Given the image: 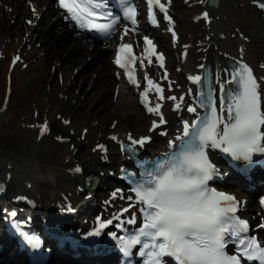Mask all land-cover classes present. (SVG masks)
Here are the masks:
<instances>
[{"label":"snow or ice","instance_id":"snow-or-ice-1","mask_svg":"<svg viewBox=\"0 0 264 264\" xmlns=\"http://www.w3.org/2000/svg\"><path fill=\"white\" fill-rule=\"evenodd\" d=\"M58 2L79 29L96 31L106 39L110 38L121 22L120 16L105 10L106 0ZM119 2L127 4V0ZM147 3L152 6L154 17L158 9L166 20L172 22L169 6L163 0H147ZM170 3L171 0H168ZM203 17L211 22L209 12H204ZM123 19L136 25L137 9L126 7ZM128 33L129 28L125 27L124 36ZM144 44V54L149 63L155 57L159 67L165 68V57L157 52L154 41L145 36ZM118 51L116 63L120 68L128 69V80L140 88L139 80L130 67L135 63L133 46L122 43ZM20 59L19 56L15 57L14 63ZM226 71L221 69L216 73V83L220 88V109L217 107L211 77L207 80L202 75L188 77L194 85L201 86L198 105L205 114L199 118H196L198 108L195 103L182 108L185 96L165 97V90L159 83L148 76L144 77L147 89L141 93L142 100L148 105L147 111L160 118L159 123L153 121L151 131L167 123L161 112V104L157 103L155 107L150 105L149 92L153 90L159 100H179L175 103V110H186L192 114L194 123L184 119L182 135L170 143L173 150L149 160L138 158L137 146H146L151 142V137L134 139L128 134L131 144L123 147L141 171L139 176L126 169L122 171L137 204L142 206L140 212L143 215V226L134 235L119 237L118 243L125 255H131L133 249L139 246L138 255L146 258L145 264H168L167 258L174 260L175 264H264V244L257 236L250 235L249 222L239 215L241 202L236 196L211 186L213 181L220 178V174L210 158V151L219 150L234 161L242 162H253L257 155L264 156V81L258 82L253 68L247 63L232 69L231 78L225 83L221 73ZM167 75L165 72L164 76ZM203 81H206V88ZM191 99L197 101L195 95ZM225 112L226 116L223 115ZM48 131L49 125L43 124L38 138H42ZM160 134L168 135L167 131H161ZM111 139L117 141L119 138L113 135ZM97 148L107 153L105 145H98ZM74 171L79 173L81 169L77 167ZM0 191L3 189L0 188ZM127 199L132 200L133 197ZM261 204H264V199ZM67 210H71V205L67 206ZM112 224L111 219L99 222V226L87 234L88 238L101 237L104 229ZM258 227L264 228V223ZM111 235L114 240L117 239L115 233ZM25 239L33 249L42 248V242L34 234H25ZM230 247H235L236 251L230 252Z\"/></svg>","mask_w":264,"mask_h":264},{"label":"bare ground","instance_id":"bare-ground-1","mask_svg":"<svg viewBox=\"0 0 264 264\" xmlns=\"http://www.w3.org/2000/svg\"><path fill=\"white\" fill-rule=\"evenodd\" d=\"M4 1L5 3L14 4V11L12 15L6 12L4 7H0V49L4 50L9 47V49L23 51V58L30 63V71L32 69L35 70L29 74L30 78L25 79L26 82H22V85L20 80L23 81V76H20L18 79L16 78V75L14 76V78L17 79V86L14 87L13 83H11L12 81L10 82V100L8 101L6 109L3 110L0 107V138H3V136H7L8 138L12 137L15 147L21 146L24 148L25 161L21 164H15L12 166L13 172H19V176H22L19 180L24 181L23 183L26 184L22 193H24L27 198L34 200L36 197L32 192H34L36 187L50 185H53L54 188L58 187L59 178L56 177L57 174H55V171L61 167V162H58L55 167H50L49 164L46 163H36L37 154L42 150L45 141L51 138L47 134L43 138H38L39 128L36 127V123H32L29 126L26 125L28 127V131L26 132V128L23 125L24 120L19 121V119L15 117L14 112L16 109L20 108L17 112L19 111L22 113V116H25L31 106L32 108L38 107L40 109L45 106V102L39 101L33 93L29 94L30 90L32 92L37 91L40 94L49 93V95L47 94L45 96V99L49 100L51 103L53 102V98L55 99L56 95L61 93L65 98L73 97L75 100L73 103L75 108L70 109L68 113L63 114L62 116H70L69 113L73 112L74 115L85 117L84 113L86 112L88 114L86 126L89 129L86 128L85 135L88 136L91 142H93L91 145H87L85 142H80L73 147L70 146L68 149L63 148L61 150L73 157L74 154L81 156V160L86 161L84 171L85 173H89L87 178L84 176L82 179H69L68 191H73L74 196H77L78 201H75V205L78 208L66 212V216L68 217L71 215L73 216V219H76L74 216L86 213L87 216L91 214L95 215V217L105 218L110 214L107 210H103L102 207H108V205L110 207V204L101 202L97 197L98 194H90V186L85 184L91 181L90 179L92 176L90 175L93 174V177L98 175V170L105 175L119 174L121 164H125L129 161L126 156L120 153L119 149L122 141H128L129 132L125 129L128 124H125V121H129V125L132 124V127L135 129V132L138 133V136H144L147 132H150V127L152 126L153 121L159 122V120L151 119L152 123L147 125L145 123L146 117L139 114L136 121H132L133 117L129 114L131 105L135 102L132 96L135 92L132 88H129V91H126L127 88H116V83L110 78L112 76L110 71L112 69V63L108 56L110 47L107 48V46H105L104 48L95 47L90 49L88 46L80 43H74L70 46V44L62 37L58 38L57 35L59 32L57 31L55 24L50 21V12H41V0H33L36 6V11L41 14L40 17L37 12L31 16V12H29L28 7L23 0ZM189 1V4H186L185 0L175 1L176 4L174 11L176 12L177 9L178 11L184 9V12L182 11V15H179L178 18L181 21L180 29L182 30L183 39L181 42L178 41L174 46L181 47L180 54L184 48H189L190 50L189 56L184 62H182L180 58H176L171 63L168 59L167 68L172 73L171 78L173 82L178 84L179 81L176 74L173 72L174 66L182 67L183 75L187 74V72L189 74V71L191 70V72H194L193 74L191 73V75L201 74L204 65L200 64V67L197 70L196 64L198 63V57H202L200 59L202 63L207 61L213 63L214 60V65L216 61L219 65V71L221 69L228 70L221 73L224 80L226 79V75H229L227 64L234 61L249 64L255 70L256 75L260 80L264 81V70L259 66L260 60L264 59V20L261 16H254L252 14L253 9L256 8L247 5V0H222L220 7L214 10L220 15V18L219 20L214 19L212 25L217 26L218 32L216 33H221V35L226 34L227 38L219 37L215 34L211 37H207V35L211 34L205 33V21L201 18V15L208 11L207 0ZM246 9L249 11L247 12ZM256 11L259 10L256 9ZM15 14H17V20H15V24L12 25L10 20L14 19ZM29 21H31V23H29ZM176 27H178V21ZM236 31L238 37L233 38L231 34ZM27 32L31 33L25 38L26 36L24 35L25 33L27 34ZM24 39H26L27 42H24ZM39 42L42 43V46L36 47ZM241 43L243 44V55L237 56L230 51V48L231 45L236 48V45ZM217 46L218 49H216ZM219 50H225L228 52H222ZM173 51L176 50L173 48ZM8 53H10V51H7L6 59L4 58L0 60L1 102H3L8 88V82L6 81L9 68L7 63ZM14 55L12 57H14ZM89 57L92 58V60H89ZM54 66L56 68L53 71ZM79 66H81L82 69L79 70L78 74H75L74 68L79 69ZM19 69L20 67L17 66L15 71H18ZM92 72L96 73L97 77H94ZM61 73L63 75L62 86H60L58 84L59 82L57 83L56 80V78H58L56 76ZM4 74L5 80L3 79ZM13 82L15 84V81ZM43 83L45 84L44 89L42 88ZM24 86L29 89H25ZM87 86H89V90L86 89ZM113 88L114 92H116L115 89H120L117 97H115L116 93H113ZM191 88L195 89L186 82L185 86L179 87L180 93H178V88H176L177 93L172 94H178L180 96V94L188 92ZM110 93L113 94L112 99L111 97L109 98L108 94ZM29 97L32 99L31 105H29L27 101V98ZM66 101L69 102L70 98H67ZM168 103V101L165 102L163 112L169 117L172 115L176 116L178 119L176 113V115H174L173 112L168 110ZM185 104H193L190 96L186 98L184 105ZM58 112L61 113L62 110L59 109ZM80 112L81 114H79ZM94 116L95 118H93ZM81 117L76 118L79 123L82 122ZM72 121L75 126L85 128L84 125H79L77 122H74L73 118ZM175 122L176 121H169L166 126L150 132V136L152 137L151 143L157 144L156 141L162 138V135L160 134L161 131H167V133H170L171 123ZM20 130L22 133L18 134ZM102 133H104L106 137L98 139V134ZM73 135H75V133H73L72 136ZM113 135H116L119 139L117 141L112 140L111 137ZM131 135L133 138L139 139L138 136L135 137V135ZM54 142L55 141L50 140V145L55 144L61 148L59 144ZM98 145L108 146L107 153L103 150H97ZM106 155L110 156L109 159H106L107 163L102 160ZM105 164L108 165L109 171L102 170L103 165L105 167L107 166ZM6 172L7 171L0 169V176H7ZM113 175H110L109 177L112 178ZM14 177L15 176H13V178ZM77 181L79 183L73 185V183ZM251 183H254V180ZM254 186L257 188L258 184H255ZM79 187L86 189V191L81 190L80 193ZM29 188H31V192H27V189ZM56 191L57 193L59 192L56 196L61 198V190L57 189ZM250 191H252V187L250 188ZM238 195L243 198L247 196V193L246 191H243ZM252 197L253 195L249 194L251 202ZM56 200L57 197L54 200L49 198L44 200L46 205H44L42 211L39 209H32L34 210L32 211L27 207H25L24 210L27 212L32 211V214H37L38 212H43L45 210L47 212V214L44 212L47 220L55 225L53 220L62 219L64 217V209L61 207L66 205V202L56 204ZM112 201L113 199H110L109 203ZM96 202L99 203L97 204ZM81 207H85V209L81 210ZM251 208L255 209V206L252 205ZM29 218L33 220L31 216H29Z\"/></svg>","mask_w":264,"mask_h":264},{"label":"rangeland","instance_id":"rangeland-1","mask_svg":"<svg viewBox=\"0 0 264 264\" xmlns=\"http://www.w3.org/2000/svg\"><path fill=\"white\" fill-rule=\"evenodd\" d=\"M90 59V58H89ZM8 61L9 60H7V63H8ZM79 65H81V64H79ZM55 67V66H54ZM79 67H81V66H79ZM75 69L76 68H74V71H75ZM55 69H53V71H54ZM32 72V71H31ZM20 76H23V81H21L20 80V82H21V85H22V82H26L25 81V79H28V78H30V76H29V73H26V74H23V73H21V72H17V76H16V78L18 79ZM3 79L5 80V74L3 75ZM17 79H15V84H14V87H16L17 86ZM19 85V84H18ZM44 86H45V84L43 83V86H42V88L44 89ZM25 87V86H24ZM88 87L89 86H87V90H89L88 89ZM84 88H85V86H84ZM25 89H29V88H26L25 87ZM82 91H84V90H82ZM14 93H16V92H14ZM33 93V95L39 100V101H41V102H45L46 104H45V106L42 108V109H40V108H38V107H33L32 108V106L30 107V110L28 111V112H26V115L25 116H22L21 114L22 113H20L19 111L17 112V110H20V108L19 109H16L15 110V116H16V118H18L19 120H24L25 122V124H27V125H29V123H32V122H34L35 120H36V118H33V117H38L37 116V112L40 110V111H42L40 114L43 116L44 115V117L46 118V116L48 115L49 117H53L54 118V120H52V124H56V127L55 128H53V131H54V133L55 134H59V133H63V134H69V133H71V131H70V129H68V128H66L65 126H62L61 125V121L59 120V117H57V115L58 114H60V113H58V109H61V110H63V112L64 113H68V111L70 110V109H72V108H75L74 107V98L73 97H68V98H70V101L68 102V101H66V99L67 98H63V95L60 93V94H58V95H56V98L54 99L53 98V102L51 103L49 100H46L45 99V96L48 94L49 95V93H47V94H40V93H38L37 91H34V92H32L31 90L29 91V94H32ZM35 93V94H34ZM109 95V98L111 97V99H112V93H110V94H108ZM133 99L135 100V102L131 105V110H130V114L129 115H131L132 117H133V120L132 121H136V118H138L137 117V115H136V110H137V105H136V99L133 97ZM1 100H2V98H1ZM1 100H0V105H1ZM27 101H28V104L29 105H31V101H32V99H31V97H29V98H27ZM51 103V104H50ZM111 105V104H110ZM51 106H52V108H51ZM13 108V107H12ZM22 109H24V108H22ZM35 109H38V110H35ZM71 116H69L70 118H71V120H72V118H73V120H74V122H77L79 125H84L85 126V124H86V122H87V118H88V114L85 112L84 113V116L85 117H81L80 115H74L73 114V112H71V113H69ZM79 114H81V112L79 113ZM22 116V117H21ZM44 117H41V118H39V120H38V125L40 124V123H42V122H48V123H50V121L48 120V119H45ZM77 117H81L82 118V122L81 123H79L77 120H76V118ZM93 118H95V116L93 117ZM127 123L129 122V121H126ZM72 124H73V121H72ZM74 125V124H73ZM128 126H130V125H128ZM131 126H132V124H131ZM130 126V127H131ZM8 141V140H7ZM47 145L49 146L50 144H49V142H47ZM9 146L10 147H12V148H14L15 150H14V153L12 154L16 159H17V161H18V163H22L23 162V159H22V157H21V154H22V147L21 146H18V147H15L14 146V141H11V142H7L4 146H0V149H2V150H6V151H9V150H11L10 148H9ZM50 149H52L51 148V146H50ZM43 155H45V154H43ZM61 158V157H60ZM69 159L70 158H67V161L66 162H69ZM76 160H78V162L79 163H82V161H81V159L80 158H77ZM77 161H75L74 159H72V161H71V163L72 164H75ZM4 164V163H3ZM2 164V166H1V170H3L4 169V165ZM98 173H100V171H98ZM18 175V173H16V176ZM91 176H94L93 174L91 175ZM18 177V176H17ZM16 181H20L19 179H17ZM93 181L94 182H96L95 181V179H92V183H93ZM98 182V181H97ZM18 185H20V183H18ZM105 185V184H104ZM39 187V186H38ZM60 189H62L61 187H60ZM37 191H38V193L39 194H41L42 196H43V198H46L47 197V195L45 194V192L46 191H48V188H46L45 186H40L39 187V189H36ZM64 190V189H63ZM92 191H94V192H96V193H99V196L101 197V196H103L104 195V189H103V186H98L97 184H95L94 183V185H93V187H92ZM41 192V193H40Z\"/></svg>","mask_w":264,"mask_h":264}]
</instances>
